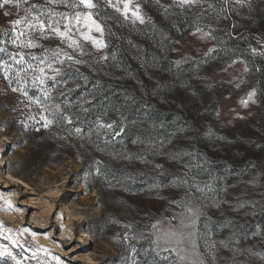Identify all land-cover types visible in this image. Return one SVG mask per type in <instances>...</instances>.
I'll list each match as a JSON object with an SVG mask.
<instances>
[{
    "label": "rangeland",
    "instance_id": "rangeland-1",
    "mask_svg": "<svg viewBox=\"0 0 264 264\" xmlns=\"http://www.w3.org/2000/svg\"><path fill=\"white\" fill-rule=\"evenodd\" d=\"M93 2L98 5L91 10L93 19L101 23L104 32L101 35L93 30L90 35L107 45L110 36L107 33L120 16L134 26H143L145 32L156 33L161 40L168 39L170 70L188 66L185 78L169 86L172 93L167 99L175 112L167 111L166 107L162 110L163 117H177L174 132L180 137L171 149L174 150L172 157L178 158L169 165V175L164 179L154 178L132 201V206L115 201L105 210L102 205L110 206V202L104 199L95 166L83 164L79 154L59 163L44 164L24 180L14 174L28 152L17 126L22 123L20 116L25 110H31L27 121H33L38 109L21 92L11 90L18 87L16 84L8 86L5 80H0V153L5 156L4 171L0 172V241L7 243L14 255L11 259L5 255L0 258L13 264H57L53 256L59 257L63 264H133L137 260L140 264L152 261L156 264H200L201 261L203 264H220L217 263L220 261L264 264V132L259 125L262 112L257 93L260 85L264 92V76L261 82L248 64V60L253 63L264 58L261 55L264 53V0H242L241 3L221 0L228 22L225 13L203 8L202 3L182 7L174 0H127L126 17L123 0ZM32 4L39 6L33 13H42L45 23L50 19L48 9L71 15L88 11L83 5L70 9L49 0H28L24 7ZM137 7L144 17L143 23L132 15ZM5 12L11 15L6 16ZM23 15V9L18 10L14 5L2 7L0 48H4L5 30L14 37L10 21ZM51 19L60 20V17ZM66 22H61V30ZM197 28L211 31L215 39H202L196 33ZM80 30L88 31L83 24ZM29 35L41 46L20 48L18 41L16 45L11 43L14 52L35 54L59 48L74 60L90 58V55L104 58L106 47L97 49L91 41H85L76 30L75 22L70 35L80 43L83 52L69 47L68 40L56 36L50 29L46 31L47 39L40 38L38 31ZM227 36L237 40V44L245 41L247 49L233 50L225 44ZM249 41L255 45L248 47ZM210 47L215 51L206 57L204 53ZM61 58L65 60L63 68L69 64L81 66L74 60ZM177 60L179 64L175 63ZM55 66L61 67L59 63ZM163 78L158 77L157 81ZM139 80L133 75L128 85L138 90ZM85 83L82 77L77 83L58 84L54 89L56 93L66 92ZM253 89L255 103L249 101L245 107L240 100L247 99V93ZM130 98L131 94L127 93L125 100ZM141 125L138 123L136 127L142 128ZM105 132L107 136L115 134L102 130L98 136L105 138ZM7 172L18 181L11 182ZM176 178L187 180L188 184L175 186ZM154 184L160 187H153ZM194 184L205 188L203 194H196L198 199L187 195L195 191ZM209 187L212 191L207 190ZM118 191H113L114 198L120 197ZM5 201H11L12 207L8 208ZM190 205L198 206L201 214L193 218L192 226L181 228V220L187 223L192 218L185 211ZM157 222V228L153 229L152 224ZM170 229L185 233L181 243L177 244V238L171 237L170 245L164 244V234ZM157 237L161 244L159 256L151 251L152 240ZM165 247L177 248L185 258L181 260L176 252L165 251Z\"/></svg>",
    "mask_w": 264,
    "mask_h": 264
},
{
    "label": "trees",
    "instance_id": "trees-1",
    "mask_svg": "<svg viewBox=\"0 0 264 264\" xmlns=\"http://www.w3.org/2000/svg\"><path fill=\"white\" fill-rule=\"evenodd\" d=\"M201 3L203 8L213 9L217 14L225 13L224 17L228 22L227 10L221 4V0H202ZM34 13L38 14L37 11ZM1 16L2 7H0ZM105 26L107 31V23ZM107 34L110 36L106 40L104 58L90 55V58H82L81 66L64 67L65 72L71 74L62 76L59 86L64 85L63 80L77 83L82 77L87 78L85 85L72 89L71 93L66 91L64 96H60V92L56 93L53 88L51 98L46 100L40 87L33 86L29 73L24 85L28 93L25 97L32 101L38 112L33 115V121H27L31 112L29 109L20 116L22 123L18 124L17 128L27 143L28 152L25 161L14 169L15 175L26 180L44 164L59 163L79 154L83 164L91 163L95 166V170L97 167L100 169L99 174L96 172L95 175L98 177L99 186L103 189L105 201L110 202V206L102 205L104 210L107 207L111 208V204L115 201L132 206V201L141 195L154 178L164 179L165 175H169L171 170L169 165L173 161L174 151L171 147L180 134L174 132L177 117L174 115L163 117L162 110L166 107L167 111L175 112L172 103L169 102L170 99H167L172 93L169 86L174 81L185 78L188 67L179 66L170 70L168 39L161 40L156 33L145 32L143 26H134L120 16L117 17L114 28ZM11 40L10 33L5 34L3 47L6 51L0 52V61L12 63L10 54L14 50L11 48ZM225 44L235 51L247 49L245 41L237 44V40L230 36H227ZM252 44L249 41L248 47ZM44 55L51 57L52 51L25 53L27 63L24 67L26 68L27 64L38 65L39 61L33 60L32 57ZM248 64L254 68L262 82L264 58L257 59L253 63L248 60ZM164 72L168 74L165 75ZM12 75L11 86L14 84L18 86L15 70ZM133 75L139 77L141 81L137 85L138 90L135 89L136 86L128 85ZM158 77L164 78L158 82ZM0 80H5L10 86L4 78L2 66H0ZM51 85L52 82L48 81V86ZM128 89L131 91L127 92ZM127 93L131 94L129 100H125ZM257 93L262 112L259 125L264 132V92L261 85ZM85 97L88 100H84ZM37 98L40 100L39 104L35 102ZM81 102L83 107H80ZM53 104H60L63 114L69 116L72 122H66L59 112L55 117L42 112V105ZM83 108H87L88 111H83ZM51 111L52 108L49 107V112ZM42 114L49 115V119L54 118L56 122L44 128V122L40 119ZM97 117L103 123L115 122L114 132H119L121 127L126 131L119 135V139L113 138L112 135L101 138L97 133ZM138 123L144 128H137ZM76 128L81 129L79 134L76 133ZM96 161L101 163L97 165ZM157 164L162 167L157 169L155 167ZM115 190H119V198L113 197ZM217 263L223 264L221 261ZM0 264L13 263L6 258H0Z\"/></svg>",
    "mask_w": 264,
    "mask_h": 264
},
{
    "label": "snow or ice",
    "instance_id": "snow-or-ice-1",
    "mask_svg": "<svg viewBox=\"0 0 264 264\" xmlns=\"http://www.w3.org/2000/svg\"><path fill=\"white\" fill-rule=\"evenodd\" d=\"M50 3H60V4H64L66 5V7L70 8V9H76L78 8L80 5H83L84 8L88 9V11L85 12H81V11H76L74 15H71L69 13H64V12H53L51 9H48V14L50 19L48 20L47 23H45V21L43 19H41V15L40 14H34L33 13V9L38 8V5L32 4L29 7H24V5H26L28 3V0H0V7H3L4 5H14L18 10L23 9L25 15L23 16H19V18L17 19H13L10 21V25H11V31L14 33V37L11 40V43L13 45H16L19 41V47L20 48H36V47H40L41 45L36 43V39L35 37L29 35V33H33V32H39V36L42 39H47L48 36L46 35V31L50 29V31L52 33H54L56 36L61 37L62 39H66L68 40L69 43V47H74V48H79L81 50V52H83V49L81 48L80 43L73 39L72 36L70 35V33L72 32L73 29V22H75V26H76V30L80 31V35L83 36V39L85 41H91L92 44L97 48H104L106 47V43L105 41H103L102 39H97L95 37H93L92 35H90V33L95 30V32L100 33L101 35H103L104 29L101 25V23H99L97 20L93 19V15L94 13L91 11L92 9L97 8V4L93 2V0H49ZM108 3H111V0H107ZM174 2L178 3L180 6H184V5H194V4H199L202 2V0H174ZM228 0H225V3H227ZM242 0H236V3H241ZM124 3V14L127 17V13H128V2L127 0H123ZM114 7H116L117 11H120V8L117 5H113ZM209 7H212L211 5H209ZM6 16L7 15H11L10 12H5L4 13ZM133 16H135V18L137 20H139L141 23L144 22V17L142 15H140V10L139 7H137L136 11H134L132 13ZM30 17V18H29ZM53 17H60V20H53L51 18ZM62 21H67L66 23L63 24V30H61L60 28V24ZM83 24V27L86 28L88 31L84 32L80 30V25ZM17 26H20V30L17 31ZM25 29H27V32L25 31ZM196 33H200L201 34V38H208V39H215L214 36H212L211 31L209 32H203L202 29L197 28L196 29ZM196 33H193V35H195ZM5 34H7V30H5ZM25 37H27V39H25ZM6 49L4 48H0V52H5ZM48 51H52V56L49 57L48 55H44L42 57H36L33 56L32 59L33 60H38L39 64L38 65H33V64H27V67L25 68L24 65L27 63L26 59H25V53L23 51L20 52H13L10 54V58L12 63H9L8 61H0V66L3 67V73H4V78L9 82V85L11 86L12 82H13V75L12 72L13 70H15V79H16V83L18 85V87H14L11 90L13 92H21L23 95L27 96L28 93L24 87L25 83L27 82V77L29 75V73H31V78H32V84L33 86H38L40 87L41 91L43 92V96L46 100L51 98V91L53 88H55L58 84L61 83V77L64 75H70L71 73H67L65 72V69L62 67L64 65L65 60L62 59L61 57L66 58L68 61H73L74 58L70 55H68V53L63 52L61 49L57 48L54 50H49V49H45V53H47ZM173 51H175V49H173ZM213 51H215V49L213 47L208 48L207 52L204 53V55L207 57L210 53H212ZM254 53L256 52V49L252 50ZM261 55H264V53H261ZM17 57H19V59H17ZM59 63L61 65V67H56L55 65ZM75 64H81L83 63L82 60H74ZM176 64H179L180 61L177 60L175 61ZM233 64L236 63V61L232 62ZM15 65H19V67H15ZM69 68L71 67V65L69 64L68 66ZM224 71H227V68L223 69ZM245 71H247V67H245L244 69ZM51 72V75H49L48 73ZM38 73V74H37ZM84 79L86 80L87 78L84 77ZM48 81L52 82L51 87L48 86ZM63 83L65 85H67L68 81L67 80H63ZM237 87H239L240 85L237 84ZM76 87H79V85H77ZM68 93H71L72 89H67ZM60 96H64L65 92L61 91L59 93ZM255 96V89H253L252 91H249L247 93V99H241L240 103L242 105H244L245 107H247L248 102L252 101L253 103H255V101L253 100V97ZM31 99V98H30ZM35 102L37 104L40 103L39 98H37L35 100ZM49 107L52 108V111L49 112ZM80 107H83V103L81 102ZM42 112L43 113H48L49 115L55 117V114L57 112H59L62 116L63 119L68 122L71 123V118L67 115L63 114V110L60 104H53L51 106L49 105H42ZM83 111L87 112L88 109L87 108H83ZM49 115H44L42 114L40 119L44 122L43 123V127L44 128H48L49 125L55 123V119H49ZM114 124L113 123H103L101 121V119L99 117H97L96 120V125H97V133L99 134L100 131L102 130H108V131H114ZM27 126V125H25ZM76 133L79 134L81 129L80 128H76L75 129ZM126 129L124 127L120 128L119 132H115L113 138H115L116 136H119L121 133L125 132ZM108 132H105V136H107ZM133 143H136V141H133ZM126 159H130L131 157H125ZM178 157H173V159H177ZM101 162L100 161H96V164L99 165ZM155 167L157 169H160L162 166L157 164L155 165ZM97 174H99L100 169L99 167H97L96 169ZM175 186H180V185H187L188 181L187 180H182L180 178H176V181H174ZM153 187H160L159 184H154ZM192 187L195 188V191H189V193L187 195H190L193 198H197V193L203 194L205 192V188H201L198 185H193ZM208 191H212V189L209 187L207 189ZM6 205L8 208H11V201H5ZM173 203H177L176 201H173ZM242 206V205H241ZM19 210V209H17ZM185 211L189 214L190 219H188L187 223H185L183 220L180 221V227L181 228H188L190 226H192L195 223V220L193 218L199 216L200 210L198 208V206H187L185 208ZM173 219H175V217H173ZM2 223V222H0ZM158 223H154L152 224V228L156 229L158 226ZM128 227H131V225H128ZM9 231H11L9 229ZM24 231H29L28 229H24ZM33 235H35V233H33ZM185 233L176 230V229H170L168 232H166L164 234V244L165 245H170V239L171 237H176L177 238V244L181 243L183 240ZM188 236H191V233H187ZM141 239H144L146 237L141 236L139 237ZM125 239H127V236H125ZM223 243V242H221ZM152 244L154 245V247L151 249V251H153L155 253L156 256L160 255V248H161V244H160V237H157L156 239L152 240ZM165 251H169L171 250L172 252H176V254L180 257L181 260H183L185 257L183 255H180V250H178L177 248H171L169 249V247H165L164 248ZM133 252L136 251V249L133 247L132 249ZM148 249L145 250V252H147ZM4 253L0 252V255H3ZM53 260H55L57 262V264H63V262L60 260L59 257L57 256H53L52 257ZM133 264H140V262L134 261ZM150 264H156L155 261L150 262ZM200 264H203V261L200 262Z\"/></svg>",
    "mask_w": 264,
    "mask_h": 264
},
{
    "label": "bare ground",
    "instance_id": "bare-ground-1",
    "mask_svg": "<svg viewBox=\"0 0 264 264\" xmlns=\"http://www.w3.org/2000/svg\"><path fill=\"white\" fill-rule=\"evenodd\" d=\"M4 163H5V156L3 157L2 156V153H0V172H3L4 171V167H5V165H4ZM2 170V171H1ZM7 178L9 179V180H11V182H16V181H18V179L15 177V176H13V175H11L9 172H7ZM20 184H22L23 185V183H22V181L20 180V182H19ZM2 236H1V232H0V238H1ZM0 249H1V252L2 253H4L3 255H5V256H7V257H9V259H11V256H14V255H12V251L11 250H8V244L7 243H5L4 241H0Z\"/></svg>",
    "mask_w": 264,
    "mask_h": 264
}]
</instances>
